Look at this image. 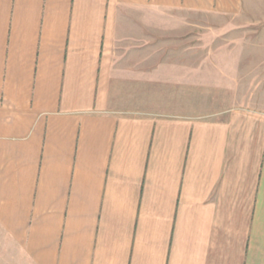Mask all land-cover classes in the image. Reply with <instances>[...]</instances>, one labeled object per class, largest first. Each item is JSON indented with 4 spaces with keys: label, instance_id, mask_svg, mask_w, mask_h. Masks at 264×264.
<instances>
[{
    "label": "crops",
    "instance_id": "obj_1",
    "mask_svg": "<svg viewBox=\"0 0 264 264\" xmlns=\"http://www.w3.org/2000/svg\"><path fill=\"white\" fill-rule=\"evenodd\" d=\"M248 5L0 0V264H264V114L133 106L151 37Z\"/></svg>",
    "mask_w": 264,
    "mask_h": 264
},
{
    "label": "rangeland",
    "instance_id": "obj_2",
    "mask_svg": "<svg viewBox=\"0 0 264 264\" xmlns=\"http://www.w3.org/2000/svg\"><path fill=\"white\" fill-rule=\"evenodd\" d=\"M150 42L165 50V69H151L150 86L140 88L134 102L137 109L264 114V0H249L243 12L223 22L184 16Z\"/></svg>",
    "mask_w": 264,
    "mask_h": 264
}]
</instances>
